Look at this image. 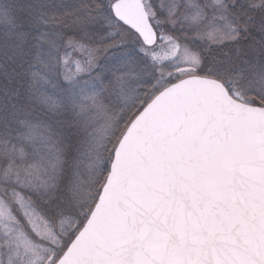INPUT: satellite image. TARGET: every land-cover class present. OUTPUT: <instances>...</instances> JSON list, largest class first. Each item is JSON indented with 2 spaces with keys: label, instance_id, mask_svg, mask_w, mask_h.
I'll return each mask as SVG.
<instances>
[{
  "label": "snow or ice",
  "instance_id": "6c2138e0",
  "mask_svg": "<svg viewBox=\"0 0 264 264\" xmlns=\"http://www.w3.org/2000/svg\"><path fill=\"white\" fill-rule=\"evenodd\" d=\"M0 264H264V0H0Z\"/></svg>",
  "mask_w": 264,
  "mask_h": 264
}]
</instances>
